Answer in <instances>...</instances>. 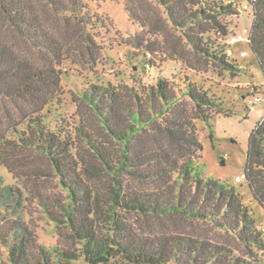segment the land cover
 I'll return each mask as SVG.
<instances>
[{"label": "trees", "instance_id": "obj_1", "mask_svg": "<svg viewBox=\"0 0 264 264\" xmlns=\"http://www.w3.org/2000/svg\"><path fill=\"white\" fill-rule=\"evenodd\" d=\"M154 1L197 58L228 71L240 70L226 43L211 35L230 34L223 17L238 13L232 1ZM248 1L253 8L249 44L264 70V0ZM51 15L63 27L75 24L79 34L63 40L49 27ZM103 24L83 0H0V99L15 110L5 109L0 115L7 122L0 129V162L18 175L15 154L31 150L49 159L64 194L36 196L48 215L64 222L82 245L80 254L62 249L57 255L41 244L23 217L22 194L5 185L0 173V248L8 251L7 264H264V229L254 211L234 185L199 170L204 146L196 119L209 122L212 110L222 103L198 81L188 79L176 89L159 76L147 98L134 88L125 97L98 76L88 81L82 97L117 143L105 147L82 123L76 126V136L98 161L90 168L78 157L72 133L48 128L43 112L62 94V75L67 73L63 64L84 63L94 71L98 57L92 45L99 46L95 32ZM8 34L27 50L10 41ZM146 130L156 145L141 137ZM159 135L165 136L166 145ZM29 170L35 180L51 172L32 166ZM246 178L264 208V117L250 136ZM135 179L138 185L132 183ZM98 180L104 183L103 191ZM127 215L183 217L225 233L235 245L204 229L138 231Z\"/></svg>", "mask_w": 264, "mask_h": 264}, {"label": "rangeland", "instance_id": "obj_2", "mask_svg": "<svg viewBox=\"0 0 264 264\" xmlns=\"http://www.w3.org/2000/svg\"><path fill=\"white\" fill-rule=\"evenodd\" d=\"M83 1L104 23L95 32L99 46L91 44L98 61L93 65L94 71L87 69L88 64L84 63L80 65L67 60L63 64V71L67 73L62 75V94L48 112H43L48 128L63 134L72 133L78 157L90 168V164H97L98 161L81 138L76 136V126L82 123L86 131L105 147H113L117 143L108 135L98 115L82 97L88 81L96 80L98 76L100 81L115 85L125 97L131 96L132 88L142 97H146L147 93L156 87L159 76L167 78L176 89L179 85H185L188 79L198 81L222 103L220 108L215 107L212 110L214 114L209 122L201 118L196 119L198 135L204 146L200 152L202 156L197 162L199 170L208 178L221 179L234 185L242 194L243 201L254 211L258 226L264 229V208L255 199L246 178L250 136L264 117V100L254 105L250 103L253 95H264V70L249 44L253 22V8L249 1L225 0L232 1L238 9L237 14L223 17V21L229 25L230 34L226 37L215 31L211 34L219 42L226 43L230 58L240 67L239 71H228L211 60L197 58L182 33L167 19L164 8L154 0ZM48 24L63 40L79 34L75 24L63 27L64 23L53 15L50 16ZM8 37L16 46L27 50L26 45L17 41L14 36L8 34ZM233 37L238 39L234 43L231 42ZM89 60L92 62L91 57ZM5 109L15 111L12 103L0 99V115L5 113ZM6 125V120L1 118L0 129H4ZM150 134V131L146 130L141 137L147 144L156 145ZM159 140L166 145L164 135H159ZM14 159V165L20 167L18 175L2 162L0 173L4 176L5 185L13 186L22 194L23 217L35 231L38 241L55 250L57 255L62 249H73L80 254L81 243L73 238L64 222L54 220L48 215L36 196L41 194L51 197L64 194L49 159L31 150L15 154ZM222 159L225 164H221ZM31 166L51 171L50 175L35 180L31 177ZM237 176L242 180L236 181ZM138 180L135 179L132 183L138 185ZM86 182L90 187V173L86 176ZM96 184L100 191H103L102 180H98ZM127 216L138 231L204 229L212 232L216 238L227 237L226 240L235 245V241L225 233L210 226L195 224L183 217ZM7 255V249L0 248V264H7ZM261 257L264 261V252Z\"/></svg>", "mask_w": 264, "mask_h": 264}, {"label": "built area", "instance_id": "obj_3", "mask_svg": "<svg viewBox=\"0 0 264 264\" xmlns=\"http://www.w3.org/2000/svg\"><path fill=\"white\" fill-rule=\"evenodd\" d=\"M238 39L236 38V37H233L232 39H231V42L232 43H234L235 41H237ZM264 100V95L263 96H259V95H253V97L250 99V103L252 104V105H254L255 103H257V102H259V101H263ZM242 180V178L241 177H239V176H237L236 177V181H241Z\"/></svg>", "mask_w": 264, "mask_h": 264}, {"label": "water", "instance_id": "obj_4", "mask_svg": "<svg viewBox=\"0 0 264 264\" xmlns=\"http://www.w3.org/2000/svg\"><path fill=\"white\" fill-rule=\"evenodd\" d=\"M221 164H225V160L224 159L221 160Z\"/></svg>", "mask_w": 264, "mask_h": 264}]
</instances>
